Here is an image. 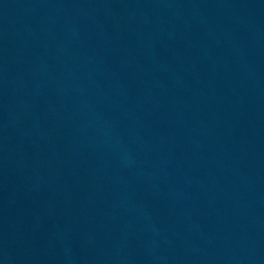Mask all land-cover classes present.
<instances>
[{
  "label": "water",
  "instance_id": "water-1",
  "mask_svg": "<svg viewBox=\"0 0 264 264\" xmlns=\"http://www.w3.org/2000/svg\"><path fill=\"white\" fill-rule=\"evenodd\" d=\"M0 264H264V0H0Z\"/></svg>",
  "mask_w": 264,
  "mask_h": 264
}]
</instances>
